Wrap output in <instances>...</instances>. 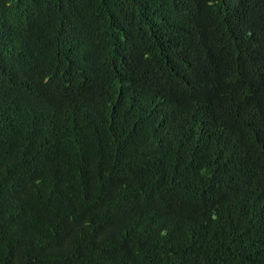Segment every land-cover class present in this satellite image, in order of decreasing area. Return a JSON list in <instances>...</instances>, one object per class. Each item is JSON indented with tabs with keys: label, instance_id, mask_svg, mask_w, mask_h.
Instances as JSON below:
<instances>
[{
	"label": "trees",
	"instance_id": "1",
	"mask_svg": "<svg viewBox=\"0 0 264 264\" xmlns=\"http://www.w3.org/2000/svg\"><path fill=\"white\" fill-rule=\"evenodd\" d=\"M0 264H264V0H0Z\"/></svg>",
	"mask_w": 264,
	"mask_h": 264
}]
</instances>
